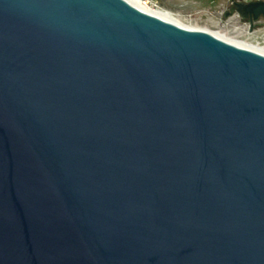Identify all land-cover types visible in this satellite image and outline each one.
Returning <instances> with one entry per match:
<instances>
[{"label":"water","instance_id":"obj_1","mask_svg":"<svg viewBox=\"0 0 264 264\" xmlns=\"http://www.w3.org/2000/svg\"><path fill=\"white\" fill-rule=\"evenodd\" d=\"M0 264H264V33L0 0Z\"/></svg>","mask_w":264,"mask_h":264},{"label":"rangeland","instance_id":"obj_2","mask_svg":"<svg viewBox=\"0 0 264 264\" xmlns=\"http://www.w3.org/2000/svg\"><path fill=\"white\" fill-rule=\"evenodd\" d=\"M149 8L154 9L155 6L170 12L177 22L185 27H193L197 30L206 31L214 35L215 37L228 42V41H239L249 44L256 36L260 34L258 27L251 29L250 35H247L246 29L243 24L246 23L241 21L238 17L232 18V10L220 11V20L217 22H211L207 17L199 15L197 12L190 11L188 13L176 12L175 7L168 6L165 1H155L148 3ZM210 10L209 12H213ZM225 13H229L226 15ZM237 28V30H235ZM264 31L261 29V32ZM255 32V33H253Z\"/></svg>","mask_w":264,"mask_h":264},{"label":"crops","instance_id":"obj_3","mask_svg":"<svg viewBox=\"0 0 264 264\" xmlns=\"http://www.w3.org/2000/svg\"><path fill=\"white\" fill-rule=\"evenodd\" d=\"M165 1L168 6L175 7L176 12L188 13L190 11L197 12L199 15L205 16L211 22H217L220 20V11L222 10H232L233 15L235 12V5L237 4H247L254 0H159ZM214 10L213 12H209ZM228 15L229 13H225ZM257 30L256 32L260 31ZM255 33V32H253Z\"/></svg>","mask_w":264,"mask_h":264},{"label":"bare ground","instance_id":"obj_4","mask_svg":"<svg viewBox=\"0 0 264 264\" xmlns=\"http://www.w3.org/2000/svg\"><path fill=\"white\" fill-rule=\"evenodd\" d=\"M126 2H135L137 3L143 10H145L146 12H148L149 14L159 18V19H162L164 21H168V22H171V23H174L180 27H183V28H186V29H190V30H197L193 27H185V26H182L180 25L177 20H175V18L173 17V15L166 11V10H163L157 6H155L154 9H151L149 8L148 3H152V0H124ZM228 43L234 45V46H237V47H245L246 45H248L247 43H244V42H239V41H228Z\"/></svg>","mask_w":264,"mask_h":264},{"label":"built area","instance_id":"obj_5","mask_svg":"<svg viewBox=\"0 0 264 264\" xmlns=\"http://www.w3.org/2000/svg\"><path fill=\"white\" fill-rule=\"evenodd\" d=\"M254 1L264 2V0H254ZM234 17H238L236 13H234L232 15V18H234ZM243 27L246 29V32L245 33L247 35H250L251 29H253L254 27L255 28L258 27V28H261L262 30H264V22H262L261 20L258 21L257 23H254V24H251V23L246 22V23L243 24ZM235 30H237V28H235Z\"/></svg>","mask_w":264,"mask_h":264},{"label":"flooded vegetation","instance_id":"obj_6","mask_svg":"<svg viewBox=\"0 0 264 264\" xmlns=\"http://www.w3.org/2000/svg\"><path fill=\"white\" fill-rule=\"evenodd\" d=\"M235 12L237 11V8L235 7ZM243 13H247L246 11H243ZM237 14V13H236ZM237 16H238V18L241 20V21H244V22H248V23H251V24H254V23H257L258 21H262V22H264V19H262L261 17L257 20V21H252V22H249V19L251 18L250 16H249V14H247L246 15V17H243L242 15H238L237 14Z\"/></svg>","mask_w":264,"mask_h":264},{"label":"trees","instance_id":"obj_7","mask_svg":"<svg viewBox=\"0 0 264 264\" xmlns=\"http://www.w3.org/2000/svg\"><path fill=\"white\" fill-rule=\"evenodd\" d=\"M155 1H159V0H155Z\"/></svg>","mask_w":264,"mask_h":264}]
</instances>
